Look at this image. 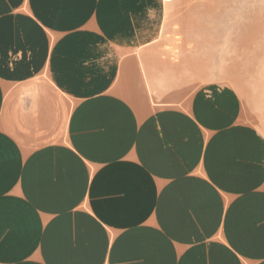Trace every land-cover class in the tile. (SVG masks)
<instances>
[{"label": "crops", "instance_id": "obj_1", "mask_svg": "<svg viewBox=\"0 0 264 264\" xmlns=\"http://www.w3.org/2000/svg\"><path fill=\"white\" fill-rule=\"evenodd\" d=\"M167 1L0 0V264H264V133Z\"/></svg>", "mask_w": 264, "mask_h": 264}, {"label": "rangeland", "instance_id": "obj_2", "mask_svg": "<svg viewBox=\"0 0 264 264\" xmlns=\"http://www.w3.org/2000/svg\"><path fill=\"white\" fill-rule=\"evenodd\" d=\"M161 38L172 76L190 93L232 86L242 114L264 133V0H169Z\"/></svg>", "mask_w": 264, "mask_h": 264}]
</instances>
